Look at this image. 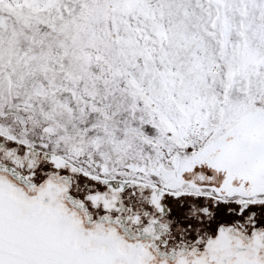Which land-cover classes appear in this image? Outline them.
Here are the masks:
<instances>
[{"label":"snow or ice","instance_id":"1","mask_svg":"<svg viewBox=\"0 0 264 264\" xmlns=\"http://www.w3.org/2000/svg\"><path fill=\"white\" fill-rule=\"evenodd\" d=\"M0 264H264V0H0Z\"/></svg>","mask_w":264,"mask_h":264}]
</instances>
